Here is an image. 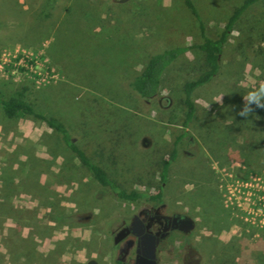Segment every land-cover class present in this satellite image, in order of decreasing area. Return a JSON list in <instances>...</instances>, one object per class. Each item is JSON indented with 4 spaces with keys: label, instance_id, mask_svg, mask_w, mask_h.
Segmentation results:
<instances>
[{
    "label": "rangeland",
    "instance_id": "rangeland-1",
    "mask_svg": "<svg viewBox=\"0 0 264 264\" xmlns=\"http://www.w3.org/2000/svg\"><path fill=\"white\" fill-rule=\"evenodd\" d=\"M243 1L193 0L211 37ZM200 42L183 0H0V97L24 89L123 188L154 194L184 129L182 84L202 71V53L191 49L164 75L156 101L122 84L153 49ZM224 49L222 72L194 92L197 117L158 201L190 216L195 230L185 250L172 241L157 264H264L255 205L264 191V109L237 115L264 82L263 0L243 13ZM146 201L101 186L41 119L8 118L0 108V264H107L113 223Z\"/></svg>",
    "mask_w": 264,
    "mask_h": 264
},
{
    "label": "trees",
    "instance_id": "trees-1",
    "mask_svg": "<svg viewBox=\"0 0 264 264\" xmlns=\"http://www.w3.org/2000/svg\"><path fill=\"white\" fill-rule=\"evenodd\" d=\"M183 1L187 9L198 21L202 42L192 45L180 44L153 49L149 53L142 69L134 73L129 80H126V82L122 84L123 89L126 88L125 91L129 90L140 100L144 102L156 101L160 95L164 75L191 49L196 48L202 53L204 66L202 71L195 74L192 78H186L182 84V104L185 107L182 121L184 129L180 135L176 136L173 148L168 157L164 158L161 162L159 173L160 185L156 193L147 194L143 191L134 189L127 190L123 188L115 179L109 176L102 166L93 162L86 153L74 143L69 128L63 120L57 116H46L37 112L33 105L27 101L24 89L15 92V94L10 97H0V108L8 118L37 117L45 122L49 128L53 129L60 136L62 143L78 155L80 162L91 172L94 179L101 186L110 189L118 198L132 202L141 200L160 201L164 191L163 185L167 182L170 167L179 152V144L183 137L186 136L188 132L187 129L193 127V123L197 117L198 107L194 99V92L198 88L208 84L214 77L222 72V55L224 54L225 45L231 36L235 24L250 6L261 0H244L241 5L234 9L224 29L216 37H211L206 34L204 22L193 0ZM145 10V8H142L140 13L132 15L131 25L137 23L138 15L142 14ZM122 21H124L123 18ZM68 220V217L65 215L62 217L61 223L69 224L68 222L70 221ZM111 221L112 220H110V222ZM185 248H183V250H185Z\"/></svg>",
    "mask_w": 264,
    "mask_h": 264
},
{
    "label": "flooded vegetation",
    "instance_id": "flooded-vegetation-1",
    "mask_svg": "<svg viewBox=\"0 0 264 264\" xmlns=\"http://www.w3.org/2000/svg\"><path fill=\"white\" fill-rule=\"evenodd\" d=\"M165 208L161 202L146 201L128 215L121 216L119 221L112 222L111 252H115V256L107 264H141L150 260L152 249L158 263L160 252L167 250L172 241H178L182 249L185 248L195 223L189 228L184 220L190 216L168 212Z\"/></svg>",
    "mask_w": 264,
    "mask_h": 264
},
{
    "label": "clouds",
    "instance_id": "clouds-1",
    "mask_svg": "<svg viewBox=\"0 0 264 264\" xmlns=\"http://www.w3.org/2000/svg\"><path fill=\"white\" fill-rule=\"evenodd\" d=\"M258 108L264 109V82H261L257 87L248 91L246 95L243 96V107L239 110L237 115L247 119L252 116Z\"/></svg>",
    "mask_w": 264,
    "mask_h": 264
},
{
    "label": "water",
    "instance_id": "water-1",
    "mask_svg": "<svg viewBox=\"0 0 264 264\" xmlns=\"http://www.w3.org/2000/svg\"><path fill=\"white\" fill-rule=\"evenodd\" d=\"M114 1L124 2L126 0H114ZM184 222L188 224L189 228H192L194 225V221L190 217H186ZM149 257H150V260L143 261L141 264H157L154 249L151 250ZM87 264H96V262L94 260H90L88 261Z\"/></svg>",
    "mask_w": 264,
    "mask_h": 264
},
{
    "label": "built area",
    "instance_id": "built-area-1",
    "mask_svg": "<svg viewBox=\"0 0 264 264\" xmlns=\"http://www.w3.org/2000/svg\"><path fill=\"white\" fill-rule=\"evenodd\" d=\"M19 63L20 64H23V62H25V59L22 57L21 59H18ZM259 194H258V197L256 198V203L255 205L258 207L257 210L261 213H263V216H264V194L262 195V192L260 190V188L257 189V191ZM261 224H264V218H263V221H261Z\"/></svg>",
    "mask_w": 264,
    "mask_h": 264
}]
</instances>
